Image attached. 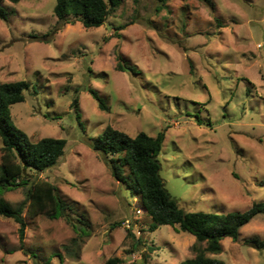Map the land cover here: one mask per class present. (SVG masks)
I'll list each match as a JSON object with an SVG mask.
<instances>
[{"label":"rangeland","instance_id":"1","mask_svg":"<svg viewBox=\"0 0 264 264\" xmlns=\"http://www.w3.org/2000/svg\"><path fill=\"white\" fill-rule=\"evenodd\" d=\"M55 3L2 2L9 14L0 18V82L30 84L11 111L33 141L66 139L59 162L30 184L57 186L77 227L33 215L27 204V252L20 225L0 215V264H179L195 256V236L178 225L151 230L140 196L92 143L108 125L130 136L165 132L161 176L186 211H245L264 201V0H124L95 28L61 25ZM119 52L135 72L116 68ZM2 145L0 137V165ZM28 187L4 197L17 206ZM252 238L264 240V214L209 255L264 264Z\"/></svg>","mask_w":264,"mask_h":264},{"label":"trees","instance_id":"2","mask_svg":"<svg viewBox=\"0 0 264 264\" xmlns=\"http://www.w3.org/2000/svg\"><path fill=\"white\" fill-rule=\"evenodd\" d=\"M0 0V18L8 20V10ZM19 3L21 0H9ZM124 0H56L54 13L61 25L81 22L86 28L100 27L107 21L111 11ZM170 0H157L165 6ZM209 2L210 0H201ZM116 68L120 71H133L134 66L119 52ZM30 84L25 80L0 82V137L2 156L0 165V215L13 218L19 225L22 249L25 247L27 222L24 209L28 204L33 215L40 213L58 219L66 218L74 227L77 224L70 217L71 207L59 194L57 186L46 180L33 181L34 172H41L55 166L65 153L66 139L44 137L33 141L23 129L18 127L12 116V105L26 99L25 91ZM102 110H109L105 99L95 90L90 89ZM78 99L74 106L77 111ZM165 132L152 136L145 131L136 136L108 125L94 140L92 147L100 152L111 167L113 175L120 181L127 182L133 195L140 196L141 203L151 216V230L161 225L179 226V230L189 232L196 238L193 248L195 256L179 264H227L224 260L210 256L223 250L222 241L241 238V229L255 217L264 214V201L255 202L245 211L227 213L189 212L182 208L164 183L161 176L162 165L159 154L162 151ZM129 167L130 174L125 175L124 168ZM25 199L13 206L4 193L18 187L28 186ZM131 232V229H129ZM77 241L78 240H74ZM251 246L263 249L264 240L252 238ZM28 252V251H27ZM120 259H110L106 264H116Z\"/></svg>","mask_w":264,"mask_h":264},{"label":"built area","instance_id":"3","mask_svg":"<svg viewBox=\"0 0 264 264\" xmlns=\"http://www.w3.org/2000/svg\"><path fill=\"white\" fill-rule=\"evenodd\" d=\"M135 201L138 202V199L135 198ZM136 213H137V215H140V214L142 213V208L139 207V208L136 210ZM136 219H137V218H136ZM127 223H128V226H129V227L132 226V225H134L133 223H131V221H127Z\"/></svg>","mask_w":264,"mask_h":264}]
</instances>
